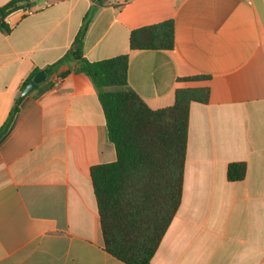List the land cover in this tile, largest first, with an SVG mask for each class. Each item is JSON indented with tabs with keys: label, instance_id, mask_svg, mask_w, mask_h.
<instances>
[{
	"label": "crops",
	"instance_id": "obj_1",
	"mask_svg": "<svg viewBox=\"0 0 264 264\" xmlns=\"http://www.w3.org/2000/svg\"><path fill=\"white\" fill-rule=\"evenodd\" d=\"M96 5L33 0L31 13L7 17L0 128L24 82L68 52ZM169 20L173 50L130 49L133 30ZM125 54L129 86L153 110L173 106L178 89L210 91L191 104L181 204L151 264H264V0H107L84 56ZM192 76L209 79L181 80ZM47 80L0 139V264H124L104 250L90 177L117 159L97 90L68 65ZM234 162L247 165L242 181L227 178Z\"/></svg>",
	"mask_w": 264,
	"mask_h": 264
},
{
	"label": "trees",
	"instance_id": "obj_2",
	"mask_svg": "<svg viewBox=\"0 0 264 264\" xmlns=\"http://www.w3.org/2000/svg\"><path fill=\"white\" fill-rule=\"evenodd\" d=\"M94 1L97 5L84 17L71 48L44 72L51 77L61 66L68 65L69 72L85 75L94 84L108 137L117 153L115 162L90 168L104 250L124 264H151L181 204L191 104L208 103L210 91L207 87L178 89L173 106L153 110L129 86L128 54L97 62L87 60L85 36L107 0ZM32 3L33 0H11L1 6L0 30L8 33L11 28L7 17L15 11L31 9ZM174 44L172 20L130 34L131 50H173ZM38 72L35 70L24 82L21 93ZM66 75L59 74L63 78ZM207 79L208 76H192L181 80ZM53 86L48 82V89ZM19 98L0 128V139L19 112ZM246 174V163L228 165L230 182L242 181Z\"/></svg>",
	"mask_w": 264,
	"mask_h": 264
},
{
	"label": "water",
	"instance_id": "obj_3",
	"mask_svg": "<svg viewBox=\"0 0 264 264\" xmlns=\"http://www.w3.org/2000/svg\"><path fill=\"white\" fill-rule=\"evenodd\" d=\"M48 78H49V75L46 74L44 71L38 72L34 76L33 80L22 91L19 99L22 100L25 96H27L28 94H30L38 85H40L41 83H43L44 81H46Z\"/></svg>",
	"mask_w": 264,
	"mask_h": 264
},
{
	"label": "built area",
	"instance_id": "obj_4",
	"mask_svg": "<svg viewBox=\"0 0 264 264\" xmlns=\"http://www.w3.org/2000/svg\"><path fill=\"white\" fill-rule=\"evenodd\" d=\"M23 10H25L27 13H31V10L30 9H23ZM59 80H60V78H58V76H55V81L57 82Z\"/></svg>",
	"mask_w": 264,
	"mask_h": 264
}]
</instances>
